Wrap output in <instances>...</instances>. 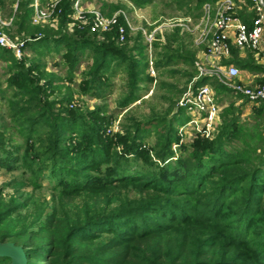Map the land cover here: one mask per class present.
Segmentation results:
<instances>
[{
  "label": "trees",
  "instance_id": "16d2710c",
  "mask_svg": "<svg viewBox=\"0 0 264 264\" xmlns=\"http://www.w3.org/2000/svg\"><path fill=\"white\" fill-rule=\"evenodd\" d=\"M130 1L140 8L154 2ZM217 1L196 0L195 6L200 11L205 3ZM31 2L19 4L25 9L17 15L20 35L29 32ZM74 3L60 0L57 5L60 31L33 34L31 39L23 35L24 51L52 45L57 53L64 51L70 83L83 60L90 58L79 89L98 98L111 86L113 67L123 68L128 91L120 106L140 101L142 85L154 81L147 73L142 33L130 49L118 43V27L126 25L123 18L103 41L91 32V24L70 35L65 28ZM129 31L127 27L128 41ZM185 51L176 29L157 69L172 62L194 67L195 54ZM232 54L239 68L252 69L250 57L239 61L238 52L233 49ZM1 59L8 62L12 118L25 142L15 145L0 131V168L30 171L35 188L48 178L54 207L39 230H16L13 220L28 203H5L0 187V243L22 246L27 264H264V102L252 106L246 122L241 108H225L214 139L196 133L190 143L183 142L179 129L188 117L177 103L171 118L134 120L123 135L112 136L101 107L83 113L69 108L71 94L51 99L56 76L46 72V65L28 57L17 60L3 47ZM205 84L234 93L207 78L195 87ZM4 92L0 89L2 98ZM153 135L156 142L149 145ZM0 264H11V259L0 258Z\"/></svg>",
  "mask_w": 264,
  "mask_h": 264
},
{
  "label": "rangeland",
  "instance_id": "374dc122",
  "mask_svg": "<svg viewBox=\"0 0 264 264\" xmlns=\"http://www.w3.org/2000/svg\"><path fill=\"white\" fill-rule=\"evenodd\" d=\"M25 1L4 0V3L0 5L1 17L3 22H10V24L5 26L0 23V32L7 34L11 38L19 37L23 39L24 35L26 39H31L33 34L38 35L45 31H60V18L56 12L60 0H39L40 6L46 10L50 8V5H56L54 8L55 13L52 14L56 20L49 23L34 24L32 15L29 21L30 28L27 30L29 32H23L20 35L17 15L25 11L24 8L19 9L20 2ZM195 5L196 0H154L153 3L144 8H140L130 0H80L79 9L83 13L86 21V24H80L81 27L90 25L93 21L94 13L98 12L108 19L116 16L117 25H119L120 19L123 18L126 24L124 26L127 29L128 25L123 16L124 14L131 24V28H129L130 40L128 41L126 36V41L119 43V45L129 49L134 46L138 35L142 33L141 41L146 46L145 54L149 64L147 73L152 76L150 62L153 61L156 75L152 76L154 78L152 83L142 85L141 100L133 103L128 108L120 106L121 100L126 96L128 91V76L123 68L113 67L114 74L110 79L111 86L103 98H98L85 95L79 89L83 73L88 70L92 63L90 58L83 60L79 71L76 73L74 83H70L66 79L68 71L62 60L64 51L61 54L57 53L54 45L51 48L38 47L33 50L29 49L25 51L26 55L24 59L28 57L31 61H40L43 65H46V72L48 74L56 76L55 85L57 90L55 96L51 97L52 100L63 99L71 94L73 99L71 104H69L70 109H78L86 113L101 107L103 109L102 115L109 118L107 133L112 136L116 134L123 135L125 128L129 127L131 121H145L153 116L162 117L169 115L171 118L176 111V108H173L174 104L177 103L179 107V102L184 97L193 79L197 77L198 70L195 63L203 61L202 55L206 53V44L200 40L203 10L198 11ZM238 15L245 18L252 17L251 14L243 10H238ZM75 23L77 22L75 21ZM39 28L41 29L40 32H38ZM70 28L68 24L65 31L71 35L74 31ZM176 29L180 30V37L183 40L185 50L195 54L194 67L184 62H172L167 68L157 69L156 63L163 54V48L169 43V38L176 32ZM91 32L96 33L98 41H103L104 34L108 33ZM143 32L154 33L156 36L157 41L154 43L151 53L147 48ZM155 44H157V47ZM176 47L177 45L174 44L173 48L176 49ZM7 67V60L1 59L0 89L1 91H5V96L3 98L0 96V131L4 132L6 138L11 139L15 145H23L25 136L21 133L19 127L16 126L17 123L12 118L13 112L9 99L13 95V90L7 87V79L9 78ZM190 75H194L192 79H190ZM212 81L217 82L216 80ZM211 87L214 90L216 102L221 107L216 134L222 124L221 116L223 110L229 106L233 105L237 109L241 108L242 122L249 121L253 103H247L245 99H241L240 94H235L230 91L217 92L214 85L211 84ZM186 115L188 117L187 124L189 125L193 117L187 110ZM201 126L202 124L199 125V127ZM182 128L184 129L183 131H181ZM195 129H197L196 126L184 125L180 127L182 141L190 143L196 137L195 134L199 133ZM216 134L212 139L215 138ZM155 142L156 137L154 135L147 140L149 145H153ZM176 149L174 147L175 151ZM33 181H35V178L31 177V172L26 169L22 168L9 172L4 168H0V187H4L5 189V203H10L13 199L16 201L15 203L18 201H27L28 203V207L23 209L13 220L16 230L23 228L39 230L42 222L52 213L54 207L52 196L53 184L48 178H44L40 181L41 187L35 188ZM14 182L19 183V186L9 185Z\"/></svg>",
  "mask_w": 264,
  "mask_h": 264
},
{
  "label": "built area",
  "instance_id": "2783aa9c",
  "mask_svg": "<svg viewBox=\"0 0 264 264\" xmlns=\"http://www.w3.org/2000/svg\"><path fill=\"white\" fill-rule=\"evenodd\" d=\"M34 8L32 17L34 24L49 23L55 21V4L49 9H43L39 0H32L30 5ZM80 0H75L72 22L69 23L73 31L80 28V24H86L85 17L79 9ZM201 42L206 44V53L202 55L203 61L196 62L198 75L188 88L179 106L185 108L193 117L187 126H196L199 133L212 139L217 131L221 107L217 104L215 93L210 84L195 87V83L201 79H212L232 90L235 94L245 96L250 103L264 102V82L258 86L243 85L238 82L241 70L234 64L226 61L231 57L233 49L250 51L264 64V0H218L215 3H205L203 6ZM238 10H243L252 15L246 21L238 15ZM0 10V23L5 26L10 24L3 22ZM124 18L128 28L131 24L126 15ZM75 21L77 23H75ZM79 24V25H77ZM117 25V17L110 19L103 17L100 13H94L91 23V31L108 32ZM232 29L233 36H227L225 31ZM146 45L151 53L154 43L157 41L154 33L143 32ZM127 29L124 25L118 27V43L126 41ZM24 40L16 37L11 38L0 32V47L12 52L17 60H21L26 54L24 51ZM152 58V56L150 55ZM152 76L156 75L153 61L150 62ZM199 127V125H201ZM184 129L182 128L181 131Z\"/></svg>",
  "mask_w": 264,
  "mask_h": 264
},
{
  "label": "crops",
  "instance_id": "0c3cea01",
  "mask_svg": "<svg viewBox=\"0 0 264 264\" xmlns=\"http://www.w3.org/2000/svg\"><path fill=\"white\" fill-rule=\"evenodd\" d=\"M245 18V17H242ZM225 34L227 36H233L234 31L232 29H229L227 31H225ZM263 48H264V40H263ZM238 52V60L239 61H245L248 59V57H250L251 59V64L253 65L252 69H248V70H242L241 68H239L241 70V75L238 78V82L243 84V85H248V86H258L260 84L263 83L264 81V64L262 59H257L254 54L250 51H240L237 49H234ZM235 61V57L233 56V54L231 53V57L226 61V63L228 64H234L237 66V63L234 62ZM238 67V66H237ZM256 67H261L263 70H255L254 68ZM187 125V124H186Z\"/></svg>",
  "mask_w": 264,
  "mask_h": 264
},
{
  "label": "water",
  "instance_id": "95a60500",
  "mask_svg": "<svg viewBox=\"0 0 264 264\" xmlns=\"http://www.w3.org/2000/svg\"><path fill=\"white\" fill-rule=\"evenodd\" d=\"M11 259V264H27V255L22 246L13 242L0 243V258Z\"/></svg>",
  "mask_w": 264,
  "mask_h": 264
}]
</instances>
